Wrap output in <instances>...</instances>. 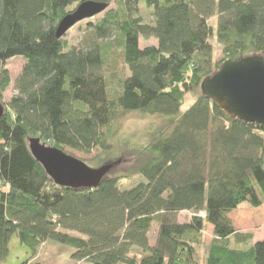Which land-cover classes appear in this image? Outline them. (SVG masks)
<instances>
[{
  "label": "trees",
  "instance_id": "obj_1",
  "mask_svg": "<svg viewBox=\"0 0 264 264\" xmlns=\"http://www.w3.org/2000/svg\"><path fill=\"white\" fill-rule=\"evenodd\" d=\"M91 1L108 8L80 44L58 38L61 21ZM148 40L156 44L142 47ZM254 55L264 56V0H0V264L14 236L32 253L22 264H43L34 260L51 242L78 263L200 264L208 226L205 264H264V239L238 233L230 218L245 204L264 206V127L230 118L200 92L225 61ZM17 57L27 64L6 104L5 65ZM187 94L197 102L183 112ZM129 114L160 124L115 144ZM30 138L87 156L123 144L143 181L128 190L119 176L93 190L57 186Z\"/></svg>",
  "mask_w": 264,
  "mask_h": 264
},
{
  "label": "water",
  "instance_id": "obj_2",
  "mask_svg": "<svg viewBox=\"0 0 264 264\" xmlns=\"http://www.w3.org/2000/svg\"><path fill=\"white\" fill-rule=\"evenodd\" d=\"M108 4L86 2L66 16L58 26L57 37L63 38L77 24L102 14ZM200 92L213 101L230 118L264 127V56H239L225 61L200 84ZM5 107L0 102V119ZM29 149L47 175L60 187L97 189L112 172L113 165L90 168L84 161L64 150L30 138Z\"/></svg>",
  "mask_w": 264,
  "mask_h": 264
},
{
  "label": "rangeland",
  "instance_id": "obj_3",
  "mask_svg": "<svg viewBox=\"0 0 264 264\" xmlns=\"http://www.w3.org/2000/svg\"><path fill=\"white\" fill-rule=\"evenodd\" d=\"M103 14L99 16L102 17ZM142 15L147 22H151L153 20L152 12L147 11L144 7L142 8ZM96 16L95 18H98ZM91 20L83 21L77 24L74 28H72L64 38L70 42L72 46H76L80 44L84 33L86 32L87 25ZM215 20L211 21L212 25H215ZM211 43L215 46V60L219 61L222 59V48L217 43V41L213 38ZM154 40L142 41V47H147L151 45H155ZM115 68L118 72H123L124 69L121 63L116 59ZM26 61L17 57L5 65L6 69L10 73L11 85L6 91L3 93L4 103L8 104L11 99L17 94L15 88V81L22 73L24 66L26 65ZM111 68L113 69L114 63H112ZM122 66V67H121ZM197 97L194 94H187L185 97V105L183 107V112L190 109L197 102ZM160 123L156 118L147 115L141 114H129L121 119H118L117 125L118 137L115 140V144H118L121 140H128L130 138L139 136V138L146 134V130H149L152 126H158ZM117 131V132H118ZM147 140V138L145 139ZM144 140V141H145ZM46 143V142H43ZM112 143V142H110ZM48 144V143H46ZM120 151H116L113 154L102 155L99 151L93 152L91 155H84L79 152H75L70 149H66L65 152L73 157H76L82 161H84L90 168L99 169L102 166L111 164L113 165L112 172L108 174V177L119 176L121 177V189L128 190L131 189L143 181V178L138 176V165L139 159L135 158V155L129 149H125L124 145L119 146ZM119 150V149H118ZM0 189H3L0 184ZM192 217V214L189 212H181L178 215L179 222L185 223L188 222ZM230 218L235 226V229L238 233H252L254 234V242L262 237H264V207L261 210H255L249 207L248 205L241 206L238 210L230 214ZM156 231V230H155ZM154 244L155 233L152 232L151 235ZM205 236V244L199 249L198 257L200 259V264H205V254L207 251V247L213 239V228L208 226ZM233 247H235L233 245ZM71 250L67 247L56 244V243H48L43 245L39 250L38 255L36 256L34 262L43 263V264H87L86 262H76L70 258ZM32 257V253L29 249L22 246L16 236H14L11 240L9 246V256L6 260L7 264H22Z\"/></svg>",
  "mask_w": 264,
  "mask_h": 264
},
{
  "label": "crops",
  "instance_id": "obj_4",
  "mask_svg": "<svg viewBox=\"0 0 264 264\" xmlns=\"http://www.w3.org/2000/svg\"><path fill=\"white\" fill-rule=\"evenodd\" d=\"M263 207H264V206H263ZM263 207H262V208H263ZM262 208H261V209H262ZM261 209H256V210H261ZM262 239H264V237H262V238L256 240L255 242H258V241H260V240H262Z\"/></svg>",
  "mask_w": 264,
  "mask_h": 264
},
{
  "label": "bare ground",
  "instance_id": "obj_5",
  "mask_svg": "<svg viewBox=\"0 0 264 264\" xmlns=\"http://www.w3.org/2000/svg\"><path fill=\"white\" fill-rule=\"evenodd\" d=\"M202 216H204V215H202Z\"/></svg>",
  "mask_w": 264,
  "mask_h": 264
}]
</instances>
